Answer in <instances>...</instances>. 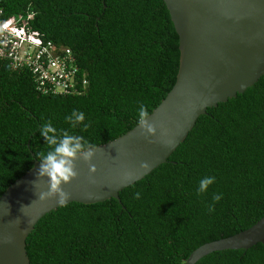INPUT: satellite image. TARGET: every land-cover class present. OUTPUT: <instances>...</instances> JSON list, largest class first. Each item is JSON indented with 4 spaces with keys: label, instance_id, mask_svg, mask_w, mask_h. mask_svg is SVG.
I'll use <instances>...</instances> for the list:
<instances>
[{
    "label": "trees",
    "instance_id": "1",
    "mask_svg": "<svg viewBox=\"0 0 264 264\" xmlns=\"http://www.w3.org/2000/svg\"><path fill=\"white\" fill-rule=\"evenodd\" d=\"M0 6L3 17L33 11L32 27L68 47L77 67L74 91L45 94L27 68L0 58V194L48 149L39 135L45 121L92 146L104 143L138 122L140 104L149 113L175 81L178 35L163 0ZM73 109L85 119L70 127ZM204 176L215 179L197 194ZM214 193L221 199L213 202ZM118 195L45 213L26 237L30 264H183L198 245L252 225L264 214V74L207 107L165 162ZM195 264H264V244L213 251Z\"/></svg>",
    "mask_w": 264,
    "mask_h": 264
},
{
    "label": "water",
    "instance_id": "2",
    "mask_svg": "<svg viewBox=\"0 0 264 264\" xmlns=\"http://www.w3.org/2000/svg\"><path fill=\"white\" fill-rule=\"evenodd\" d=\"M178 35L175 81L148 113L155 131L142 133L138 122L124 133L93 146L85 162L74 160L76 175L60 185L69 195L64 204H84L110 197L141 179L183 141L207 107L242 92L264 74V0H163ZM148 164L140 168V162ZM88 164L94 165L89 171ZM39 161L0 194V264H30L25 241L35 223L58 206L37 177ZM63 204V205H64ZM264 244V214L249 227L195 247L183 264H195L218 250Z\"/></svg>",
    "mask_w": 264,
    "mask_h": 264
},
{
    "label": "built area",
    "instance_id": "3",
    "mask_svg": "<svg viewBox=\"0 0 264 264\" xmlns=\"http://www.w3.org/2000/svg\"><path fill=\"white\" fill-rule=\"evenodd\" d=\"M33 11L2 16L0 6V58L14 68H27L35 88L45 94L74 91L75 58L66 46L44 39L32 27Z\"/></svg>",
    "mask_w": 264,
    "mask_h": 264
},
{
    "label": "clouds",
    "instance_id": "4",
    "mask_svg": "<svg viewBox=\"0 0 264 264\" xmlns=\"http://www.w3.org/2000/svg\"><path fill=\"white\" fill-rule=\"evenodd\" d=\"M138 126L142 133L151 135L155 128L153 124L147 120L148 113L143 104L138 109ZM83 111L72 110V113L65 116V120L69 121L70 127H75L81 121H84ZM83 127H87L85 123ZM39 135L43 137L44 142L49 146L48 149L39 155L37 177L47 178V191L39 193V198L44 199L46 196H56L57 202L63 205L68 197V193L63 191L60 185L66 183L70 178L76 175L74 168V160L80 157L85 162L89 161L93 155V146L81 135L69 133L67 130H58L50 121H45L39 128ZM148 164L144 161L140 162V168H147ZM89 171H94V165L88 164ZM213 176H204L198 182L196 193L204 192L209 184L214 181ZM133 198L139 199L140 193L133 192ZM221 199V194L214 193L212 201ZM213 210L212 205L208 206V211Z\"/></svg>",
    "mask_w": 264,
    "mask_h": 264
}]
</instances>
